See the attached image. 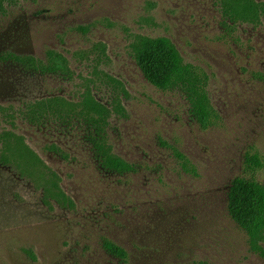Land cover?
<instances>
[{"label": "rangeland", "instance_id": "rangeland-1", "mask_svg": "<svg viewBox=\"0 0 264 264\" xmlns=\"http://www.w3.org/2000/svg\"><path fill=\"white\" fill-rule=\"evenodd\" d=\"M230 26L218 0L6 4L0 264H264L228 214L236 179L264 186V165L247 164L254 155L264 163V18ZM138 37L169 39L185 63L208 75L215 126L201 128L182 90L162 91L146 80L131 53ZM50 52L68 61L69 77L10 59L46 63ZM87 96L110 110L122 106L106 136L135 172L101 165L95 130L80 115ZM48 102L52 109L30 118L34 106ZM168 146L197 174L186 173ZM104 240L124 248L128 262L111 256Z\"/></svg>", "mask_w": 264, "mask_h": 264}, {"label": "trees", "instance_id": "trees-1", "mask_svg": "<svg viewBox=\"0 0 264 264\" xmlns=\"http://www.w3.org/2000/svg\"><path fill=\"white\" fill-rule=\"evenodd\" d=\"M13 0H0V12L6 11V4ZM223 11L225 25H235L240 22L258 25L264 18V2L255 0H218ZM103 50V49H102ZM105 50V48H104ZM131 53L146 80L162 91L180 89L186 95L193 117L207 130L216 125L219 116L211 104L208 94L209 77L201 69L185 63L181 54L167 38L149 39L138 37L131 45ZM16 64L42 75H64L69 77L71 71L68 61L56 52L48 54L47 62L32 57L10 56ZM52 103L37 104L30 110V118H36L42 108L52 109ZM68 107L71 104L61 102ZM80 115L92 125L95 130L93 146L101 165L110 172L119 174L133 173L135 166L116 157L112 153L106 136V128L113 112H123L118 104L110 110L87 96L82 104ZM3 108L0 106V112ZM167 147V144H164ZM169 147V146H168ZM175 157L179 160L182 169L196 175V168L185 155L172 147ZM247 164L251 169L264 165L257 156H249ZM57 188V186H55ZM48 189V193H52ZM53 190V189H52ZM55 193V192H54ZM228 214L230 219L243 231L248 239L251 249L264 256V186L254 180L244 178L236 179L231 186L228 198ZM105 250L113 257L128 262V252L110 240H104Z\"/></svg>", "mask_w": 264, "mask_h": 264}]
</instances>
